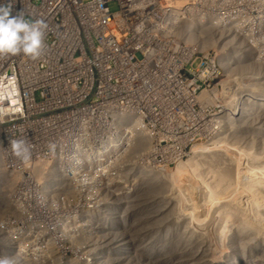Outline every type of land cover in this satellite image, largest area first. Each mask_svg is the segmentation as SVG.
Wrapping results in <instances>:
<instances>
[{
	"label": "built area",
	"instance_id": "built-area-1",
	"mask_svg": "<svg viewBox=\"0 0 264 264\" xmlns=\"http://www.w3.org/2000/svg\"><path fill=\"white\" fill-rule=\"evenodd\" d=\"M0 3L48 25L39 58L0 55V257L123 264L141 168L184 162L204 120L233 129L250 92L242 63L264 83V0Z\"/></svg>",
	"mask_w": 264,
	"mask_h": 264
},
{
	"label": "rangeland",
	"instance_id": "rangeland-1",
	"mask_svg": "<svg viewBox=\"0 0 264 264\" xmlns=\"http://www.w3.org/2000/svg\"><path fill=\"white\" fill-rule=\"evenodd\" d=\"M255 87L256 86L253 84V96L251 100L252 103L246 104V114H243L242 118L239 116L236 117L237 128L233 127V131H231L229 138L225 137L222 132L215 133L214 129L205 126V131L201 135V137L195 143H189L188 148H186L185 161L177 165V167L174 165H170L165 168L167 171L173 170L167 175V181L165 180L168 190L167 196L170 199L172 198L173 202L174 200L177 201L176 209H174L175 214H173V216L177 215V222L175 224V227L173 225V227L171 228L174 230L168 229L167 234L169 236L167 234H165L164 236V238H167L165 242V249L169 248L171 250H174L176 247V243L174 241H187V247H189L190 245V247H192V250L190 249V247L188 248V259H194V257L199 258L202 255V251L206 250V253L209 254L212 260H214L215 262L217 261L219 263L226 264L228 261L237 259L241 255L240 250L238 249L240 244L239 241H234L232 239V235H235L234 233H236V231L241 230V225H244L247 221L254 223L255 229L252 228L251 230H249L246 233L248 236H251L257 231H261L264 234V196L258 195L259 197H262L260 200L256 194V198L254 195V191L250 190L249 186H253V189L255 187H260L264 192V141H262L264 140V99H262L261 97L258 99L255 98ZM255 102H259L260 104L255 106ZM246 118H248V120ZM246 121H251L253 123V127L250 129L254 130L251 131L249 127L243 125L244 123H247ZM215 151L217 153H219L220 151L224 152L223 154L226 153L225 155L227 156V158H229V160L231 158L233 161H228L230 164H227L232 165L230 167H232L234 171V180L232 179L230 181V184L227 185V190L223 195H221L222 197L220 195L215 196V194L210 190L200 189L197 183H195V180L192 178V174H190L192 173L191 171H193L195 166H198L203 175L201 173L200 174L202 176H205L204 178L213 180L212 175H210L211 173H209L207 170V167L210 165V157L208 156L209 154L211 155L213 153H216ZM192 157H194L193 161ZM189 159H191L190 161L194 162V164H192V166H194L193 169L191 168V166H189V164H185ZM127 168L128 167H125V169ZM151 168L152 167H143L141 168V173L144 174L150 172ZM178 168H183V172L176 173V170ZM204 170L205 172L207 170L208 174L204 173ZM155 174L157 180H163L164 176L166 175L162 174L161 172H155ZM172 177L175 179L171 181ZM140 181L142 180H139L137 182L138 186ZM168 181H170L171 183H168ZM244 182H250L251 184ZM141 189L143 193L144 188H142V186H139V191H141ZM261 189L258 188V190ZM261 191H259V193H262ZM204 197L207 199L204 200ZM157 199L160 200L161 198ZM172 200H170V202ZM132 201L133 199H130L128 203L130 204L132 203ZM165 202L167 204V200ZM204 204L206 207L204 206ZM222 208L225 210V212H223L225 218V221H223L225 223L222 221L223 223L221 224L219 229H215V225L213 226L212 224L213 221L215 224L217 220V214ZM137 214L138 209L136 208L134 218L128 220L129 222L131 221L130 228L128 230H125L123 228V232L125 234H129L130 231L133 230V233H131L130 241L124 242H128L130 245L133 244V248L135 249V251H137L134 246L135 240L142 241V237H140L138 233L140 231L138 230L135 232L134 230V226L138 224L137 222H140L139 219L137 221ZM129 217H131V214H129ZM167 221V219H163V229L165 226V229L169 227ZM242 222H244V224H241ZM179 228H182V230ZM176 230L177 233L180 231L178 234L181 238L179 237L176 239V237L174 238L175 235L172 236L173 233H176ZM190 233L192 236L190 235ZM218 234L220 235L218 236ZM184 235L191 237H185ZM201 235L205 236L206 241H197L201 239ZM164 238H161L160 241H165ZM180 244L181 243H178L177 247L179 246L180 248ZM252 245L255 248L261 246L264 247L263 244L259 243L258 241H252ZM193 250L195 253L193 252ZM196 254L197 256H195ZM173 257V263L175 262L174 264H181V259L177 253H175ZM159 260L157 259V264H167L162 263L161 261L163 260L161 258ZM123 261L125 263L126 259Z\"/></svg>",
	"mask_w": 264,
	"mask_h": 264
},
{
	"label": "bare ground",
	"instance_id": "bare-ground-1",
	"mask_svg": "<svg viewBox=\"0 0 264 264\" xmlns=\"http://www.w3.org/2000/svg\"><path fill=\"white\" fill-rule=\"evenodd\" d=\"M258 69L260 70L261 68L255 66V65H250V66H246L245 67L243 65V63H242V66H241L240 70L235 72V75H236V77L238 79H241V75L242 74L243 75L245 74L246 76L250 77L249 78V82H250L249 90H250V92L249 91L247 92L248 97H247V99H245L244 103H246V102L252 103L251 100H252V96H253V84L256 86L255 87L256 90H254V92L255 93L257 92V93L261 94L262 96H264V83L261 85L260 83L256 82V80H255V78H257L258 75L254 74V73L260 72ZM252 70H254V73H253ZM250 72H252V74H250ZM239 85H242V84H239ZM244 89L247 90L246 87H244ZM202 96L204 97L205 93H203ZM208 98L211 99V94H208ZM261 98L264 99V97H261ZM244 103H241V104H244ZM255 104H256L255 106H257L260 103L259 102H255ZM238 105H239V93L236 92L235 101H234L235 109L238 108ZM248 118H246V119L248 120ZM203 123H204V127H203L204 131H205V126L210 128L209 122L204 120ZM236 125H237V118H235V120L230 122V128L236 127ZM240 125H241V123H240ZM243 125H245L246 127H249V129L253 127V123L251 121L247 122L246 124L244 123ZM227 129H228V127L226 126V130ZM246 130H247V128H246ZM250 130L252 131L254 129H250ZM231 131H233V129L230 130L229 132H227L225 134V137L229 138V136L231 134ZM262 141H264V140H262ZM220 152L219 153L216 152V153H213L211 155L209 154V156H208V157H210V160H209L210 165L207 167V170H208L209 173H211L210 175H212V178H213L214 181L211 180V179L208 180V179L204 178L205 176H202L203 173L198 168V166H195V168H194V166H192V164H194V162H192L194 160V157H192V161H190L191 159H189L188 162L185 163L186 165L189 164V166H191L192 169L194 168L193 171H191L192 173H190V174H192V176H193L192 178L195 180V183H197L199 188L200 189H205V190H210L212 193L215 194V196L216 195L217 196L223 195L224 192H226V190H227V185H229L230 181L234 178V176H233V173H234L233 168L230 167L232 165H229L230 164L229 162H231L232 159L230 158V160H229V158H227V156L225 155L226 153L223 154L224 152H221V153ZM180 163L181 162L179 161L174 166L177 167V165H179ZM227 163H229V164H227ZM231 164H233V163H231ZM134 167H136V166H134ZM165 168L166 167H161L160 169H154V170H152L150 172L142 174V178H141L142 181H140L139 186H142V188H144L143 189V193H142V189H141V191L139 192L138 196L136 198H133V201H132V203H130V205L134 203V206H132V208H131V206H129V209L131 208L130 212L126 211L125 209L123 211V228L125 230H128L130 228V222H131V221L129 222L128 220H131L132 218H134L135 209L136 208L138 209L137 221L139 219L140 222H137L138 224L134 226V230H135V232L139 230L140 231V232H138L139 236L142 237V241H135L134 242V246H135L137 251H135V249L133 248V244H131V245L129 244L130 246L127 245L126 247H124V249H121V248H118V247L116 248L118 253H120L119 250H123V252H122L123 253L122 254L123 255V260L126 259L125 263H124V261H123V263L124 264H157V259L159 260L161 258L163 260V261H161L162 263L174 264L175 262L173 263V260H174L173 255L175 253H177L179 255L180 259H181V264H222V263H219L217 261L215 262L214 260H212L210 258V256H209V254L206 253V250L202 251V255L199 258H195L194 257V259L193 258L188 259L187 251H188V248L191 245L189 247H187L188 246L187 245V241H174L176 243L175 244L176 247H175L174 250H171L169 248L165 249V246H166L165 242H166L167 238H164V236H165V234L168 233V229L169 230H174V229H171V228L173 227V225L175 227V224L177 222V215L173 216V214H175L174 209H176V204H177L176 202L177 201L174 200V202H173L172 198L170 199L167 196V193H168L167 191L168 190H167V187H166V181H167V177H168L167 175L170 172H172L173 170L172 171H167ZM182 169L183 168H178L176 170V173L177 172H179V173L183 172ZM207 170H206V172L204 170V173L208 174ZM155 172H161L162 174H166V175L164 176L163 180H157ZM131 175L136 176L134 174V170L133 169H132ZM171 176H172V174H171ZM206 176H208V175H206ZM173 179H175V178L172 177L171 181ZM162 182H164V183H162ZM168 183H171V182L168 181ZM244 183H248V182H244ZM171 186H172V184H171ZM249 186H250V190L254 191V195H255L256 198H257L258 195H263L264 196V192H263V190L260 187H258V188L261 189L262 191L258 190L257 187H255L253 189L252 188L253 186L252 187H251V185H249ZM259 191H261L262 193H259ZM256 194H257V196H256ZM201 197H203V196H201ZM205 197H204V200L207 199ZM157 198H161V199L158 200ZM261 198L262 197L260 196L259 199L261 200ZM166 200H167V204L165 202ZM170 200H172V201L170 202ZM164 202H165V204H164ZM139 203H140V205H139ZM223 205H225V204H223ZM204 206H205V204H204ZM223 212H225V210L223 208L221 210H219V212L217 214V220H216L215 224H214V221H213L212 225L213 226L215 225V227H214L215 229H219L221 224L225 221ZM129 214H131V217H128ZM163 219H167L168 220L167 222L169 224V227L167 229H165L166 226L163 229V225H162ZM241 224H244V222H242ZM238 226H240V225H238ZM254 227H255L254 223H252L250 221H247V222H245L244 225H241V230L240 231H236V233L233 232L235 235H232L233 236L232 239L234 241H239L240 244H239V248L238 249L240 250L241 255L239 256V258L232 259V260L228 261L226 264H264V258H263L264 257V247L261 246V247L255 248L252 245V241H258L259 243H262L263 246H264V234L261 231H257L255 233H253L251 236H248L246 234L249 230H251ZM179 229L182 230V228H179ZM177 230H176L175 234L174 233L172 234V236L175 235L174 238L176 237V239L180 237L179 234H178L180 231L177 233ZM188 235H189V233H188ZM190 235H191V233H190ZM219 235L220 234H218V236ZM170 236H171V234H170ZM191 236H185V237H191ZM161 238H164L165 241H160ZM197 241H206V238H205V236L201 235V239L197 240ZM171 242H173V241H171ZM178 243H181L180 244L181 245L180 248H179V246L177 247ZM188 244H189V241H188ZM190 249L192 250V247H190ZM193 252H194V250H193ZM195 256H197V254ZM185 258H187V259H185ZM78 264H82V261H78Z\"/></svg>",
	"mask_w": 264,
	"mask_h": 264
},
{
	"label": "clouds",
	"instance_id": "clouds-1",
	"mask_svg": "<svg viewBox=\"0 0 264 264\" xmlns=\"http://www.w3.org/2000/svg\"><path fill=\"white\" fill-rule=\"evenodd\" d=\"M43 20L30 21L22 15L13 16L9 4L0 3V55L24 54L39 58L43 48L45 30ZM13 154L24 162L30 159L31 150L24 140H11ZM0 264H15L10 257H0Z\"/></svg>",
	"mask_w": 264,
	"mask_h": 264
}]
</instances>
